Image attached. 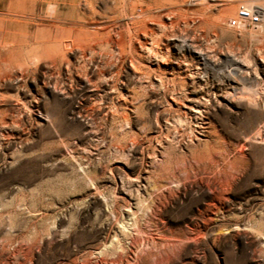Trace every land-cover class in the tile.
I'll use <instances>...</instances> for the list:
<instances>
[{
  "label": "rangeland",
  "instance_id": "374dc122",
  "mask_svg": "<svg viewBox=\"0 0 264 264\" xmlns=\"http://www.w3.org/2000/svg\"><path fill=\"white\" fill-rule=\"evenodd\" d=\"M235 10L0 0V264H264V27Z\"/></svg>",
  "mask_w": 264,
  "mask_h": 264
},
{
  "label": "built area",
  "instance_id": "2783aa9c",
  "mask_svg": "<svg viewBox=\"0 0 264 264\" xmlns=\"http://www.w3.org/2000/svg\"><path fill=\"white\" fill-rule=\"evenodd\" d=\"M214 5L223 6L233 3L236 6L235 15L228 20V26L233 29L240 27H264V0H209Z\"/></svg>",
  "mask_w": 264,
  "mask_h": 264
},
{
  "label": "bare ground",
  "instance_id": "6f19581e",
  "mask_svg": "<svg viewBox=\"0 0 264 264\" xmlns=\"http://www.w3.org/2000/svg\"><path fill=\"white\" fill-rule=\"evenodd\" d=\"M91 7V6H90ZM93 7V6H92ZM112 7V6H111ZM91 10V9H90ZM84 13V12H83ZM87 14V13H86ZM94 20V19H93ZM113 22V21H112ZM109 23H110V21H109ZM103 25H105V24H103ZM97 26V27H96ZM95 27L96 28H99L100 26H98V25H96ZM102 26V25H101ZM103 27H105V26H102V28ZM106 28V27H105ZM104 28V29H105ZM113 28V27H112ZM103 29V30H104ZM109 29V28H108ZM107 29V30H108ZM114 29V28H113ZM151 29V28H150ZM99 30V29H98ZM110 30V29H109ZM142 30H143V28H142ZM97 31V30H96ZM139 31H140V29H139ZM150 31V30H149ZM91 32V31H90ZM93 32V31H92ZM138 32V31H137ZM95 33V32H94ZM109 33H112V32H109ZM114 34V33H113ZM112 34V35H113ZM96 35V34H95ZM92 37H93V35H91ZM136 36V35H135ZM142 37V36H141ZM140 39V38H139ZM136 40V39H135ZM140 41V40H139ZM115 43V41H114V38L112 39L111 37L110 38H108V37H103V41H101L99 44L100 45H105V46H112L113 44ZM152 47V46H151ZM50 48V47H49ZM76 49V48H75ZM98 53V52H97ZM135 53V52H134ZM202 60H206V58H204L203 56H202ZM244 65V64H243ZM134 70H135V68H134ZM234 71V70H233ZM99 73H100V71H99ZM146 74V73H145ZM147 74H148V71H147ZM247 74V73H246ZM132 75H133V73H132ZM141 76V75H140ZM100 77V76H99ZM85 78V77H84ZM88 78V77H87ZM90 78V77H89ZM136 78V77H135ZM141 78V77H140ZM137 79V78H136ZM240 79V78H239ZM236 89V88H235ZM258 91V90H257ZM254 92V91H253ZM247 98H249V100H248V104L250 105V106H255V102H256V97H252V96H250V97H247ZM264 133V132H263ZM258 135H261L260 133L258 134ZM255 140V139H254ZM262 141V140H261ZM263 143H264V139H263Z\"/></svg>",
  "mask_w": 264,
  "mask_h": 264
}]
</instances>
